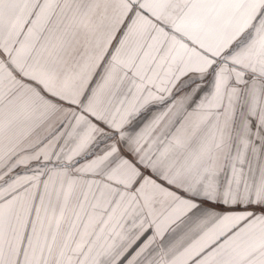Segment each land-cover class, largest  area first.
<instances>
[{"label":"snow or ice","instance_id":"1","mask_svg":"<svg viewBox=\"0 0 264 264\" xmlns=\"http://www.w3.org/2000/svg\"><path fill=\"white\" fill-rule=\"evenodd\" d=\"M0 264H264V0H0Z\"/></svg>","mask_w":264,"mask_h":264}]
</instances>
